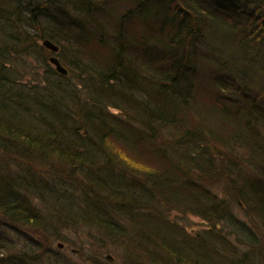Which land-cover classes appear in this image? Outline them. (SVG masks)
<instances>
[{
	"label": "trees",
	"instance_id": "1",
	"mask_svg": "<svg viewBox=\"0 0 264 264\" xmlns=\"http://www.w3.org/2000/svg\"><path fill=\"white\" fill-rule=\"evenodd\" d=\"M0 214L93 226L123 264H264V0H0Z\"/></svg>",
	"mask_w": 264,
	"mask_h": 264
},
{
	"label": "rangeland",
	"instance_id": "2",
	"mask_svg": "<svg viewBox=\"0 0 264 264\" xmlns=\"http://www.w3.org/2000/svg\"><path fill=\"white\" fill-rule=\"evenodd\" d=\"M42 41L41 39L37 41V46H40H38V51L50 57L54 52L45 46ZM18 63L23 65L22 68L26 72L24 79L33 80L35 77L41 76L42 66L36 64L35 59L28 57L27 54L21 55ZM50 64L53 65L52 63ZM35 69L39 71V75L33 74V76H30V73L35 72ZM203 76L200 77V83L196 84L195 95L199 97V100L202 101L203 99V102L209 103L208 96H213L210 95V89L206 86L207 82H204L206 77ZM222 92L228 93V90ZM215 97L219 101L220 96ZM241 152H244V150ZM153 161L155 160L151 159L150 164H153ZM36 169L38 170V168ZM73 174H75V171ZM75 177L79 181L70 180V183L68 182L63 186L66 189L60 187L59 181H56V179V183H53V185L59 190H71L70 192L75 198L80 193L82 175L80 172H76ZM217 193L221 196L224 194L221 188H218ZM232 209L239 218L248 220L238 206L233 205ZM170 215L173 218H178L191 232L206 226L203 219L197 215L190 213L179 215L176 211H171ZM9 221V219L0 214V241H7L6 246L9 247L5 251L7 253L11 252L12 258H15L16 252L21 249L22 255L24 253L25 256L23 257L24 264H123L125 256L119 246V242L106 237L104 233L93 226H88L87 224L74 225L64 222L59 227L49 225L50 228L46 230L42 227L28 228L25 225L19 227L15 222ZM18 229H21L23 233H18ZM262 233L264 234V230H262ZM3 255L5 256L6 253H2L0 250V256Z\"/></svg>",
	"mask_w": 264,
	"mask_h": 264
},
{
	"label": "water",
	"instance_id": "3",
	"mask_svg": "<svg viewBox=\"0 0 264 264\" xmlns=\"http://www.w3.org/2000/svg\"><path fill=\"white\" fill-rule=\"evenodd\" d=\"M42 43L45 46H47L54 53L58 50V45L51 42L48 38L43 39ZM49 61L55 66L57 71H59L62 74L67 73V69L62 65L59 58L55 54H53L49 57Z\"/></svg>",
	"mask_w": 264,
	"mask_h": 264
}]
</instances>
